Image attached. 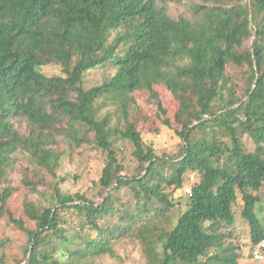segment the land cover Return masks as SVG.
Here are the masks:
<instances>
[{
  "label": "trees",
  "instance_id": "1",
  "mask_svg": "<svg viewBox=\"0 0 264 264\" xmlns=\"http://www.w3.org/2000/svg\"><path fill=\"white\" fill-rule=\"evenodd\" d=\"M175 1L180 0H0V179L19 146L53 173L59 155L47 148L52 138L47 131L65 125L61 129L77 146L90 143L87 135L93 134V144L107 161L97 183L110 190L94 202L84 195L62 194L54 186L52 206L25 205L34 230L8 214L28 236L27 264H81L88 255L110 252V237L125 232L127 221L134 222L138 215L163 216L173 206L164 188L181 189L184 175L196 170L201 179L191 186L187 208L175 225L170 230L155 226L137 230L145 264H237V247L223 231L234 224L237 193L252 245L263 238L254 193L264 187V0L230 8L197 7L198 21L171 18L165 4ZM251 37L250 48L239 52ZM230 60L250 68L243 101L221 94L223 89L229 91L225 67ZM109 61L115 62L114 76L83 89V74ZM49 64L60 65L63 74L44 75L40 67ZM144 65L170 68L179 77L202 84L195 124L175 130L182 142L177 157L155 155L128 120L129 95L140 86ZM146 88L157 97L150 84ZM103 95L121 101L126 127L114 132L133 145L142 169L136 176L123 175L109 121L97 120L91 111ZM219 100L223 107L212 112V103ZM157 108L165 114L159 101ZM16 118L26 119L32 127L28 137L16 131L12 122ZM162 123L169 127L167 120ZM238 130L256 144L254 152L242 149ZM225 157L227 161H222ZM122 189L132 193L139 214L116 208L112 193ZM11 194V189L0 193V218ZM65 210L80 218L74 234L71 223L62 218ZM115 215L119 225L98 224ZM84 229L96 236L85 238L80 233Z\"/></svg>",
  "mask_w": 264,
  "mask_h": 264
},
{
  "label": "rangeland",
  "instance_id": "2",
  "mask_svg": "<svg viewBox=\"0 0 264 264\" xmlns=\"http://www.w3.org/2000/svg\"><path fill=\"white\" fill-rule=\"evenodd\" d=\"M238 3H249V0H180L167 2L165 10L173 19L184 17L190 21H198L200 15L196 11L197 7L230 8ZM115 34L116 32L111 34L110 40ZM252 42L253 37L246 41L238 51L249 49ZM123 50L124 48H121V51ZM40 71L47 77L63 74L62 67L57 64L42 66ZM115 72L114 61L97 66L83 74L82 87L90 89L101 85L110 80ZM249 75L250 68L246 63L237 65L230 60L225 67L229 91L225 89L221 91L223 98L226 99L230 93L235 100H245ZM141 77L140 86L129 95L128 120L134 129L141 133L145 145L150 146L155 155L177 157L181 154L182 142L176 136L175 130L180 131L184 126L195 124L194 118L200 111L198 96L203 94L202 84L191 78L179 77L170 68L153 65H144ZM148 84L152 87L156 98L147 90ZM181 87L187 90L183 91ZM192 89L194 93L190 92ZM158 101L165 110L164 115L158 111ZM222 107L223 103L220 100L214 101L211 111L216 112ZM91 111L97 120L108 119V127L112 132L110 139L116 150L118 162L124 169L123 175L133 177L141 173L142 169L133 156V145L117 134L126 127L121 101L110 95H103L95 100ZM163 120L168 121L169 127L162 123ZM12 122L21 137L26 138L30 135L32 127L26 119L16 118ZM64 126H57V131H47L52 135L47 148L59 155L53 173L40 166L22 146L17 147L10 154V160L4 166L5 174L0 179V193L4 189H11L12 194L5 203L6 213L0 218V264H27L25 249L29 247L28 236L9 219L8 214L15 220H21L25 229L34 230L35 223L26 216L25 205L31 204L36 208L52 206L54 186H57L62 194H80L94 202L101 201L103 194L110 192L109 189H102L97 183L107 161L105 153L93 144V134L87 135L91 140L90 143L83 142L77 146L61 129ZM198 136L197 132L193 134L194 138ZM238 137L246 153L255 151L256 144L247 134L238 130ZM222 140L226 141V139ZM222 161H227V158H223ZM164 168V173L167 174L169 170L167 167ZM201 176L202 173L199 170L188 171L183 177L181 189L166 186L163 191L168 194L173 206L165 211L163 216L154 218L152 212L136 216L134 222L127 221L128 227L125 232L109 238L110 252L88 255L84 261H81V264H145L144 246L136 236L137 230L146 227L152 229L154 226V229L164 227L170 230L179 215L186 210L189 190L192 185L200 181ZM112 194L116 197V208H126L134 215L139 214L129 190L122 189ZM254 194L258 197L256 214L264 226V187ZM232 210L235 218L234 224L223 231L228 236V241L237 247L236 251L239 255L237 264H264V260L262 262L253 260L250 228L241 216L242 201L239 193H237V200ZM61 214L64 220L71 223L70 232L74 234L77 231L75 227L81 223L80 218L71 210H65ZM118 217V215L106 216L98 221V224L112 228L120 224ZM80 233L85 238L96 236L95 232L87 229Z\"/></svg>",
  "mask_w": 264,
  "mask_h": 264
},
{
  "label": "built area",
  "instance_id": "3",
  "mask_svg": "<svg viewBox=\"0 0 264 264\" xmlns=\"http://www.w3.org/2000/svg\"><path fill=\"white\" fill-rule=\"evenodd\" d=\"M252 257L255 262L264 260V236L253 246Z\"/></svg>",
  "mask_w": 264,
  "mask_h": 264
}]
</instances>
